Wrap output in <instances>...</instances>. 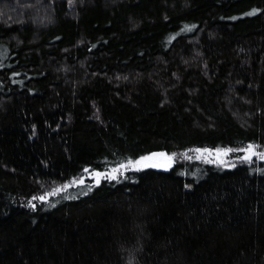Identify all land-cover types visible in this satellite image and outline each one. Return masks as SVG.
Here are the masks:
<instances>
[{"label": "trees", "instance_id": "trees-1", "mask_svg": "<svg viewBox=\"0 0 264 264\" xmlns=\"http://www.w3.org/2000/svg\"><path fill=\"white\" fill-rule=\"evenodd\" d=\"M251 144L264 0H0V264H264Z\"/></svg>", "mask_w": 264, "mask_h": 264}, {"label": "rangeland", "instance_id": "rangeland-1", "mask_svg": "<svg viewBox=\"0 0 264 264\" xmlns=\"http://www.w3.org/2000/svg\"><path fill=\"white\" fill-rule=\"evenodd\" d=\"M252 150L251 152L248 150V146L243 149H209V148H200L194 152L193 157L197 161H203L206 163H211L215 165H224L227 168H231L232 162L235 160H251L252 158H261L264 159V149H260L258 146L251 144ZM254 153V154H253ZM163 154V155H160ZM150 159L144 160L139 159L138 161H141L140 164H136V161H131L123 163V165H127V167H121L122 164L115 166L111 168V172L113 177L117 178V173H124L126 170H138L145 167H154V168H160V169H167L169 166L163 165V158L168 157V155L165 152H155L152 154H149L148 156ZM246 157H250L249 159H246ZM144 158V157H143ZM113 169H117V171L113 172Z\"/></svg>", "mask_w": 264, "mask_h": 264}, {"label": "snow or ice", "instance_id": "snow-or-ice-1", "mask_svg": "<svg viewBox=\"0 0 264 264\" xmlns=\"http://www.w3.org/2000/svg\"><path fill=\"white\" fill-rule=\"evenodd\" d=\"M252 145H249L248 146V150L251 152V150H252ZM254 154V153H253ZM160 155H163V154H160ZM250 157H246V159H249ZM142 159H144V160H147V159H150V157H144V158H142ZM170 159V158H169ZM129 163L131 164L132 162L131 161H129ZM136 164H140L141 163V161H136L135 162ZM121 167H127V165H121ZM115 171H117V169H113V172H115ZM96 175L97 176H99L100 175V173H96ZM113 178H115V177H113ZM39 199H41V200H43L44 198L43 197H40Z\"/></svg>", "mask_w": 264, "mask_h": 264}, {"label": "water", "instance_id": "water-1", "mask_svg": "<svg viewBox=\"0 0 264 264\" xmlns=\"http://www.w3.org/2000/svg\"><path fill=\"white\" fill-rule=\"evenodd\" d=\"M163 165L164 166H167L171 163V159H169V157H166V158H163Z\"/></svg>", "mask_w": 264, "mask_h": 264}]
</instances>
